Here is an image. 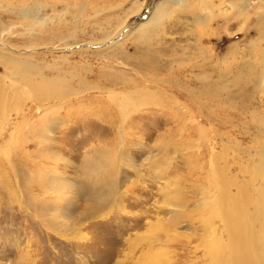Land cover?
I'll list each match as a JSON object with an SVG mask.
<instances>
[{
	"label": "rangeland",
	"instance_id": "1",
	"mask_svg": "<svg viewBox=\"0 0 264 264\" xmlns=\"http://www.w3.org/2000/svg\"><path fill=\"white\" fill-rule=\"evenodd\" d=\"M21 1L0 0L3 58H29L34 81L86 87L41 121L54 100L0 63V264H209L223 228L202 190L235 191L264 144V1H167L145 32L162 0H26L38 22ZM86 162L99 185L123 174L120 197L92 212Z\"/></svg>",
	"mask_w": 264,
	"mask_h": 264
},
{
	"label": "bare ground",
	"instance_id": "2",
	"mask_svg": "<svg viewBox=\"0 0 264 264\" xmlns=\"http://www.w3.org/2000/svg\"><path fill=\"white\" fill-rule=\"evenodd\" d=\"M25 1H21L22 3H24L20 7V10L22 13L21 16L31 18L33 21L38 22L39 19L36 18L35 11H37V7L39 5L34 4V3H36L34 1V3H33L34 7H31L30 5H28L29 1H28V3ZM167 1L170 2V4H175V5H179L182 3L181 0H162V1L157 2L153 6L152 11L146 16V20L139 23L136 26L135 31L138 30V31L145 32L147 30V27H155V25L161 23L160 20H162L164 18V17L162 18V16H164V15L166 16L167 11L164 12L165 14L162 12L164 10V7H165V4ZM199 1H203V0H199ZM258 1H264V0H258ZM242 2L244 3V1H242ZM35 5H36V7H35ZM250 6L258 9L260 5H258V4L254 5L253 4ZM245 8H247V6ZM202 9H203V7H202ZM162 14H164V15H162ZM206 14L208 15V13H206ZM160 18H162V19H160ZM199 19L200 18L197 17V21ZM0 63L6 65V67L8 65H10V66H8L9 68H16V69L24 68L26 76H25V78L22 77L21 79H22V81L26 82L25 83L26 85H28L27 89L31 90V91L29 90L31 95H32V92L33 93L35 92L34 97H36L38 100H43V101L54 100L52 102L51 101L46 102V104H45V106H44V108H43V110H42V112L38 118L41 121L47 116V114H48L47 112H49V110L50 111L52 110L51 112L54 113L55 112L54 110H56L55 109L56 106H58V108H59L62 104L67 103V102H71L72 94L73 93L78 94L79 92L81 93L82 91H84V89L86 87L84 81H81L79 84V87L77 89H72L71 86L68 84L66 79L60 78L59 80H57L58 77L56 79L51 78V80H46L42 77H41L42 79H40V80L38 79V81L32 80L30 74L26 71V70H29L32 67H34V65L29 61V58L19 57V56L16 58H14L13 56H4V58H3V56L0 54ZM2 80L3 79H1V77H0V104L5 105L3 103L4 102V96L7 94L6 91H8V90H4V88H6V87H4ZM260 81H261V79L259 80V82ZM17 82H18V80L17 81L14 80V83H17ZM15 88H16V86H14L13 90L11 88V90L14 91ZM17 88H19V87H17ZM18 91H19V89H18ZM14 92H17V91H14ZM132 92L134 93L135 97H137L136 94H138V96H140L141 98H147V97L151 98L152 97V93L145 91V90H140L138 88L134 89V91H132ZM14 95L11 94L10 96L14 97ZM7 96H8V94H7ZM10 96H9V98L11 99ZM17 96H18V94H17ZM15 97H16V95H15ZM46 98H48V100ZM61 100H63V101H61ZM8 104H9V102H8ZM80 104L83 105L84 103L80 102ZM38 108H39V106H38ZM5 112H6V110H5ZM22 114L24 115L23 111H22ZM68 114H70V113H68ZM0 115H1V113H0ZM1 117H2V115L0 116V118ZM7 118H8V114H7ZM260 126H263V124H260ZM45 136L47 137V135H45ZM48 136H49V134H48ZM40 137H42V136H40ZM39 141H41V140L39 139ZM38 148H39V146H38ZM45 149H47V148H45ZM256 150L257 151L255 152L254 156L257 157V161L254 162L253 164H251L253 166V168L251 167L250 172H248V175L245 176L244 182L242 183V185H240L241 183L240 184L236 183L237 186H235L236 184H234L235 191L232 192L230 190L229 191L226 190V186L224 184H223V186H225V189H219L218 188V190H217L218 195L217 196H213L212 188L204 187V191L202 190L203 194H206V195H204L205 197H202V200H204L205 208H207L208 211L211 208L214 209V211L216 212L215 213L216 217H218V219H220L221 226H222L221 228H223L221 230V233L218 234V240L215 242L216 244L213 247H210L209 250L207 249L208 254L210 256L209 264H264V144H263V142L260 143V145L258 146V148ZM40 152H42V151H40ZM118 156L120 158L125 159L124 155L121 154L120 150L118 152ZM54 157H55V159L57 158L55 154H54ZM127 160H125V161L130 162V158H128ZM86 163L88 165L90 164V166H88V170L85 171L84 175H85V177H88V178L92 177V178L90 179V181L80 182L79 185L81 186V189L84 191V194L82 195V197H85V200H87V202L89 203V212H92V211H95L97 209H100L103 206L105 207V204L113 201L114 199H116V197H120L121 194L117 190L118 189L117 185H118L120 179L122 178L121 176H123V174H120L119 178H115L114 176L118 173L113 172V176H110V178H112V177L113 178L112 179L104 178V180H105L104 184L102 185V183H100L102 185L101 186V185L97 184L98 182L101 181V180H99L100 178H97L96 176H98V175L97 174L94 175V173L92 172L93 171V167L91 166L92 163H90V162H86ZM129 165H131V164H129ZM38 172H40V171H38ZM245 172H247V171H245ZM100 174L103 177H106L105 172H102ZM220 176L223 177V182L230 181L231 179H233V177H231V179L229 180V178H230L229 177L226 180V179H224L225 175H223L221 173H220ZM235 177L236 176H234V178ZM50 178H49L50 179L49 189L51 192L56 191L57 186H61V188L64 187L65 182H64L63 176L61 174L57 177H54V178L50 177ZM164 179H166V178H164ZM43 182L45 183V181H43ZM103 186H105V187H103ZM214 186H215V180H214L213 187ZM217 186H215V188ZM234 192H236V195L238 197H235ZM63 213H64V211H62V214ZM58 217H59V215H58ZM219 229H220V227H219ZM224 235H225V238H224Z\"/></svg>",
	"mask_w": 264,
	"mask_h": 264
}]
</instances>
